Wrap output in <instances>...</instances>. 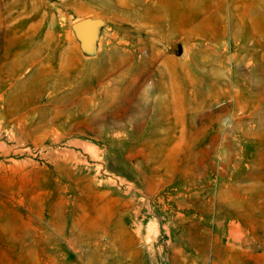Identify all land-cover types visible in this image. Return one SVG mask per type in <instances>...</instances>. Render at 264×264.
Returning <instances> with one entry per match:
<instances>
[{
    "label": "rangeland",
    "instance_id": "1",
    "mask_svg": "<svg viewBox=\"0 0 264 264\" xmlns=\"http://www.w3.org/2000/svg\"><path fill=\"white\" fill-rule=\"evenodd\" d=\"M0 264H264V0H0Z\"/></svg>",
    "mask_w": 264,
    "mask_h": 264
},
{
    "label": "water",
    "instance_id": "2",
    "mask_svg": "<svg viewBox=\"0 0 264 264\" xmlns=\"http://www.w3.org/2000/svg\"><path fill=\"white\" fill-rule=\"evenodd\" d=\"M100 22L98 20H79L73 24L74 32L84 49H89L95 39L97 27Z\"/></svg>",
    "mask_w": 264,
    "mask_h": 264
}]
</instances>
